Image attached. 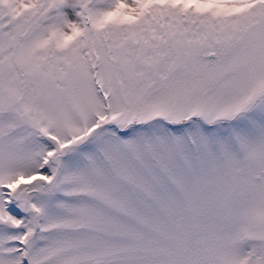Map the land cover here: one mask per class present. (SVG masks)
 <instances>
[{
	"label": "snow or ice",
	"instance_id": "1",
	"mask_svg": "<svg viewBox=\"0 0 264 264\" xmlns=\"http://www.w3.org/2000/svg\"><path fill=\"white\" fill-rule=\"evenodd\" d=\"M0 264H264V0H0Z\"/></svg>",
	"mask_w": 264,
	"mask_h": 264
}]
</instances>
